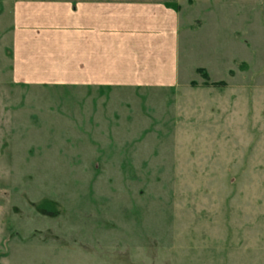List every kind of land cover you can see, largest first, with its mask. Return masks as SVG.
Instances as JSON below:
<instances>
[{
    "label": "rangeland",
    "instance_id": "obj_1",
    "mask_svg": "<svg viewBox=\"0 0 264 264\" xmlns=\"http://www.w3.org/2000/svg\"><path fill=\"white\" fill-rule=\"evenodd\" d=\"M186 1L135 90L16 85L0 0V264H264V0Z\"/></svg>",
    "mask_w": 264,
    "mask_h": 264
},
{
    "label": "crops",
    "instance_id": "obj_2",
    "mask_svg": "<svg viewBox=\"0 0 264 264\" xmlns=\"http://www.w3.org/2000/svg\"><path fill=\"white\" fill-rule=\"evenodd\" d=\"M10 2L11 77L16 85L135 90L178 87L183 35L192 34L195 27L183 29V0ZM193 5L194 0L186 1V8Z\"/></svg>",
    "mask_w": 264,
    "mask_h": 264
},
{
    "label": "trees",
    "instance_id": "obj_3",
    "mask_svg": "<svg viewBox=\"0 0 264 264\" xmlns=\"http://www.w3.org/2000/svg\"><path fill=\"white\" fill-rule=\"evenodd\" d=\"M177 7V6H176ZM178 9V7H177ZM243 65H241L242 67ZM240 67V68H241ZM197 74H199L202 79L205 81V86L206 87H210V86H213V87H218V88H226L227 84L225 82H219V83H210V76H209V73L205 70V69H202V68H199L196 70Z\"/></svg>",
    "mask_w": 264,
    "mask_h": 264
}]
</instances>
